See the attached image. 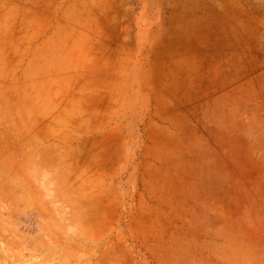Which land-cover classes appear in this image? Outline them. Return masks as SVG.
<instances>
[{
	"label": "rangeland",
	"instance_id": "1",
	"mask_svg": "<svg viewBox=\"0 0 264 264\" xmlns=\"http://www.w3.org/2000/svg\"><path fill=\"white\" fill-rule=\"evenodd\" d=\"M0 248L264 264V0H0Z\"/></svg>",
	"mask_w": 264,
	"mask_h": 264
},
{
	"label": "bare ground",
	"instance_id": "2",
	"mask_svg": "<svg viewBox=\"0 0 264 264\" xmlns=\"http://www.w3.org/2000/svg\"><path fill=\"white\" fill-rule=\"evenodd\" d=\"M79 180H80V179H79ZM6 226H7V225H6ZM9 226H10V225H9ZM46 226L48 227V225H46ZM47 227H45V229H46ZM8 228H9V227H8ZM43 231H45V230L43 229ZM9 232H10V231H9ZM46 232H47V231H46ZM46 232H44V233H46ZM50 232H51V231H50ZM57 232H58V231H57ZM39 234H42V233L39 232ZM52 235H53V234H52ZM37 236H38V234H37ZM48 236H49V233H48L47 237H48ZM50 237H51V236H50ZM50 237H48V238L50 239ZM16 238H17V237H16ZM18 238H19V237H18ZM24 238H25V237H24ZM19 239H20V238H19ZM25 239H26V238H25ZM13 240H14V239H13ZM21 240H22V239H21ZM21 240H20V241H21ZM45 240H46V239H45ZM45 240H44V241H45ZM52 240H53V239H52ZM24 241H26V240H24ZM24 241H22V243H23ZM40 241H41V240H40ZM42 242H43V240H42ZM46 242H47V240H46ZM46 242H44V243H46ZM53 242H54V241H53ZM24 243H25V242H24ZM38 243H39V242H38ZM38 243H37V245H38ZM64 243H65V242H64ZM53 244L56 245L55 243H53ZM71 244H72V243H71ZM77 244H78V243H77ZM17 245H20V244H17ZM34 245H35V244H34ZM40 245H41V244H40ZM43 245H44V244H43ZM46 245L48 246V244H46ZM49 245H50V244H49ZM38 246H39V245H38ZM38 246H37V248H38ZM44 246H45V245H44ZM52 246H53V245H52ZM57 246H58V245H57ZM72 246H75V244H74V245H70V244H69L68 247H67V250H63V251H65V253L68 252V248H70V247H72ZM3 247H4V246H3ZM3 247L1 246V248H3ZM41 247H43V246H41ZM1 248H0V249H1ZM34 248H35V247H34ZM39 248H40V247H39ZM52 248H53V247H52ZM52 248H51V250H54V249H52ZM54 248H57V247H54ZM61 248H62V247H61ZM77 248H78V247H77ZM5 249H6V248H5ZM9 249H11V248H9ZM45 249H47V247H45ZM34 250H36V249H34ZM34 250L32 251V253L34 252ZM43 250H44V249H43ZM43 250H42V251H43ZM11 251H12V250H11ZM29 251H30V250H29ZM37 251H38V250H37ZM58 251H59V250H58ZM76 251H77V250H76ZM44 252H45V251H44ZM69 252H70V251H69ZM4 253H5V252H4ZM4 253H3V254H4ZM34 253H35V252H34ZM40 253H41V252H40ZM40 253H39V254H40ZM23 254H24V253H23ZM29 254H30V252H29ZM53 254H54V253H53ZM4 255H5V254H4ZM4 255H2V257H3ZM13 255H14V253H13ZM20 255H21V253H20ZM31 255H32V254H31ZM34 255H36V254H34ZM49 255H50V254H49ZM55 255H57V254H54L53 256H55ZM60 255H61V253H60ZM60 255L58 254V256H60ZM67 255H69V254H66V255H64V256H67ZM8 256H10V255H7V257H8ZM17 256H18V255H17ZM42 256H43V255H42ZM51 256H52V255H51ZM64 256H63V257H64ZM5 257H6V256H5ZM13 257H15V256H13ZM40 257H41V256H40ZM43 257H45V256H43ZM46 257H47V256H46ZM61 257H62V256H61ZM16 258H19V257H16ZM34 258H35V257H34ZM50 258L53 259V257H49V259H50ZM65 258H66V257H65ZM69 258H70V257H69ZM4 259H5V258H4ZM19 259H20V258H19ZM31 259H32V258H31ZM31 259H30V260H31ZM37 259H38V257H37ZM37 259H33V260H36V261H37ZM47 259H48V258H46V260H47ZM49 259H48V260H49ZM54 259H55V258H54ZM61 259H62V258H61ZM61 259H59V260H61ZM7 260H8V259H7ZM7 260H6V261H7ZM9 260H10V259H9ZM13 260H15V259L13 258ZM41 260H43V259H41ZM48 260H47V261H48ZM64 260H65V259H64ZM10 261H11V260H10ZM19 261H20V260H19ZM2 262H3V260H2ZM7 262H9V261H7ZM13 262H14V261H13ZM30 262H32V260H31ZM49 262H50V261H49ZM60 262H61V261H60ZM63 262H64V261H63ZM63 262H62V264H63ZM66 262H69V261L66 260ZM5 263H6V262H5ZM5 263H4V264H5ZM52 263H53V262H52ZM58 263H59V262H58ZM58 263H57V264H58ZM12 264H13V263H12ZM14 264H15V263H14ZM23 264H24V263H23ZM31 264H32V263H31ZM55 264H56V263H55ZM60 264H61V263H60Z\"/></svg>",
	"mask_w": 264,
	"mask_h": 264
}]
</instances>
